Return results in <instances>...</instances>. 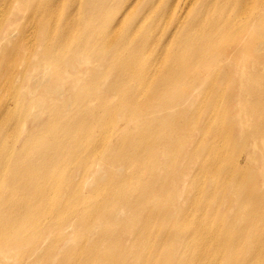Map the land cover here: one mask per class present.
I'll use <instances>...</instances> for the list:
<instances>
[{"label":"bare ground","instance_id":"obj_1","mask_svg":"<svg viewBox=\"0 0 264 264\" xmlns=\"http://www.w3.org/2000/svg\"><path fill=\"white\" fill-rule=\"evenodd\" d=\"M261 68L264 0H0L3 263L264 264Z\"/></svg>","mask_w":264,"mask_h":264},{"label":"rangeland","instance_id":"obj_2","mask_svg":"<svg viewBox=\"0 0 264 264\" xmlns=\"http://www.w3.org/2000/svg\"><path fill=\"white\" fill-rule=\"evenodd\" d=\"M227 58H229V57H227ZM229 59H230V61H228V62L232 63V59L231 58H229ZM227 64H228L227 62H218L217 64L209 65L207 67V69L205 70V72L209 73L211 70H214L215 72L219 73L220 66L222 67L223 65H227ZM261 69H263V68H261ZM191 71L193 72V69H191ZM235 71H236V69H235ZM231 75H232L231 77H234V79L236 81H238V85H239L238 74H236L234 71H232ZM256 78H258L260 81L261 89L264 88V69L260 71V76H258ZM259 104H260V101L258 99V101H255V103H254V105L257 106V110L260 109ZM263 140H264V138L259 140V147L260 148L256 149L258 153L264 149ZM125 166H126V169L122 170L123 174L132 172V168L134 166H128L127 164H125ZM78 174H79V171H78ZM108 178H109V176L107 175L105 177V179L107 180ZM142 178H143V176H142ZM106 180H103V181H106ZM93 185H95V184H92L90 186H93ZM171 191H173V190H169V191L160 193L158 195L162 201L161 205H160L161 209L164 208L163 204L165 205L166 203L167 204L169 203ZM81 214L87 215L88 212L82 211ZM121 217L125 218V216H120L119 218H121ZM75 222H77V219L75 220ZM116 224L117 223H113L112 225H108L106 222L100 223V221H96L94 224V227H96V226H98V227L94 232H90L88 234L87 240L90 243H92V242L95 243V242L100 241V239L103 238L101 236L104 233V231L107 230L108 228L116 229L117 228ZM76 229H77L78 233H76V235L73 236L72 241L68 244V246L65 249L63 248V240H61V242L58 244V246L57 245L54 246V249L52 250L53 244H50L51 242H49L48 241L49 239H47V242L43 243V245H42V249L40 250V254H39L40 257L38 259H34V257H31L30 256L31 254L28 253V251H27L28 247L24 246V252H26L24 256H26V257L22 261H20L21 262L20 264H81V263H83V261L80 259V257H81L80 252L77 251V249L80 246H77V244H76V241L82 237V233L79 231L80 227H76ZM104 244L107 247V244L106 243H104ZM117 246L114 247V250L117 249ZM101 247H103V245H101ZM8 260L12 263V258H10ZM13 260L16 261L15 257L13 258ZM0 264H4L3 258L1 255H0Z\"/></svg>","mask_w":264,"mask_h":264}]
</instances>
